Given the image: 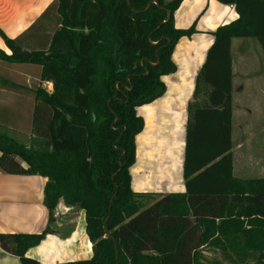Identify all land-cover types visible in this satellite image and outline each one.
I'll return each mask as SVG.
<instances>
[{
  "label": "trees",
  "instance_id": "trees-1",
  "mask_svg": "<svg viewBox=\"0 0 264 264\" xmlns=\"http://www.w3.org/2000/svg\"><path fill=\"white\" fill-rule=\"evenodd\" d=\"M183 1L58 0L61 27L48 48L24 49L1 31L12 53L0 49V60L40 65L42 79L53 83L52 93L36 90L40 149L0 131V170L48 179L47 228L0 233V246L23 264H42L27 253L51 233L62 199L85 210L93 243L90 259L66 264H149L152 253L157 264H204V244L232 264H264V177L234 172L232 56L235 38L256 39L264 55V0H219L240 15L214 31L197 76L188 106L186 193L132 189L136 137L144 129L137 108L166 93L162 78L177 70L178 41L198 32L196 23L175 25Z\"/></svg>",
  "mask_w": 264,
  "mask_h": 264
},
{
  "label": "crops",
  "instance_id": "crops-1",
  "mask_svg": "<svg viewBox=\"0 0 264 264\" xmlns=\"http://www.w3.org/2000/svg\"><path fill=\"white\" fill-rule=\"evenodd\" d=\"M239 15L236 5L232 7L219 0H184L175 11L177 28L187 29L196 23L198 32L178 41L172 56L177 70L162 78L166 93L137 108L144 119V129L136 137V163L130 169L134 192L186 193L188 106L197 76L214 43V31ZM60 27L58 0H0V49L8 54L12 51L1 31L17 40L22 48L34 50L48 48ZM241 40L248 39L235 38L232 50ZM235 63L233 56L234 72ZM42 72V66L37 64L0 60V131H7L28 147L38 149L43 138L33 132L36 90L53 92V83L43 80ZM23 165L27 167L26 163ZM47 181L40 175L7 174L0 170V233H41L47 228L50 224V211L45 205ZM86 226L85 210L68 206L62 199L53 215L51 233L29 249L27 255L42 264L90 259L93 243ZM206 247L204 244L202 249ZM0 264L23 263L19 256L0 246Z\"/></svg>",
  "mask_w": 264,
  "mask_h": 264
},
{
  "label": "rangeland",
  "instance_id": "rangeland-1",
  "mask_svg": "<svg viewBox=\"0 0 264 264\" xmlns=\"http://www.w3.org/2000/svg\"><path fill=\"white\" fill-rule=\"evenodd\" d=\"M232 53L236 60L233 94L235 175L260 178L264 177V55L259 42L251 38L237 42ZM201 254L204 264H232L221 250L211 246L201 249ZM146 258L149 264L158 263L154 253ZM136 260L140 262L138 256Z\"/></svg>",
  "mask_w": 264,
  "mask_h": 264
},
{
  "label": "built area",
  "instance_id": "built-area-1",
  "mask_svg": "<svg viewBox=\"0 0 264 264\" xmlns=\"http://www.w3.org/2000/svg\"><path fill=\"white\" fill-rule=\"evenodd\" d=\"M231 6H232V7H235V5H233V4H232Z\"/></svg>",
  "mask_w": 264,
  "mask_h": 264
},
{
  "label": "water",
  "instance_id": "water-1",
  "mask_svg": "<svg viewBox=\"0 0 264 264\" xmlns=\"http://www.w3.org/2000/svg\"><path fill=\"white\" fill-rule=\"evenodd\" d=\"M171 15V13L169 12V16ZM118 254V253H117Z\"/></svg>",
  "mask_w": 264,
  "mask_h": 264
}]
</instances>
